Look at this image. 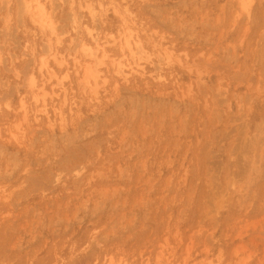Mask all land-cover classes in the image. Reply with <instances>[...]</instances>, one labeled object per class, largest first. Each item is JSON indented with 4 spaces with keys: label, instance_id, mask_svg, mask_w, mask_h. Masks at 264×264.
I'll list each match as a JSON object with an SVG mask.
<instances>
[{
    "label": "rangeland",
    "instance_id": "rangeland-1",
    "mask_svg": "<svg viewBox=\"0 0 264 264\" xmlns=\"http://www.w3.org/2000/svg\"><path fill=\"white\" fill-rule=\"evenodd\" d=\"M0 264H264V0H0Z\"/></svg>",
    "mask_w": 264,
    "mask_h": 264
},
{
    "label": "bare ground",
    "instance_id": "bare-ground-1",
    "mask_svg": "<svg viewBox=\"0 0 264 264\" xmlns=\"http://www.w3.org/2000/svg\"><path fill=\"white\" fill-rule=\"evenodd\" d=\"M24 2H25L26 10L27 11H32L33 10V7L31 5V3H29L28 1H24ZM35 16H36L37 19H35ZM46 18H48V17H47L46 12H45V7L43 5H39V7H37V13L34 15V17H32V19L34 21H36V20L38 22L40 21L41 24L44 23V25H46L50 29L51 33H53L54 32V28L52 26V23H49L48 24L46 22ZM72 23H73V26L74 27H79V20L76 19L75 17L72 18ZM44 25H42V26H44ZM83 28L85 29L87 35L89 37H92V39L95 41V39H96L95 34L98 32V30L95 29V28H91L89 26H84V25H83ZM74 31H76V29H74ZM81 46H82L81 48H82L83 55H85L87 57V59L89 60V63L86 65V69H85V81L88 82L91 78L97 79V77L100 75V72H101L100 67H101V65L103 63V58L105 57V55L99 56L98 53H97L98 52L97 49L91 47L90 45H87V44H84L83 43ZM50 48L48 49L49 51H50ZM133 49L130 48V54L135 59L136 65H140V63H142L143 61L146 60V57H144L145 54H143V52L145 50L144 49H141V50L136 51V50H133ZM51 56H52L53 59H55V56L54 55H51ZM146 56L148 57V54ZM71 57L74 58L73 55H71ZM164 58H166V57H164ZM167 58H169V56ZM74 59H76V58H74ZM40 61H41V63H40V69L42 70L46 66L45 57L42 56L40 58ZM125 68H126V65L124 63H122L120 60H118L116 62V64H115L114 74L117 75V76H122L123 74H125ZM63 77H65V76H63ZM30 82H31L32 85H34L35 78H34L33 75L30 77ZM45 93L46 92H43L40 96H43V98H44ZM37 99H38V97H35V101H37Z\"/></svg>",
    "mask_w": 264,
    "mask_h": 264
}]
</instances>
